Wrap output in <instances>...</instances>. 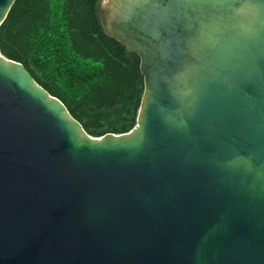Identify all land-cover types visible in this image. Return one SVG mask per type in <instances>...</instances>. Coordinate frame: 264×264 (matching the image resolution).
Returning a JSON list of instances; mask_svg holds the SVG:
<instances>
[{
    "label": "water",
    "instance_id": "1",
    "mask_svg": "<svg viewBox=\"0 0 264 264\" xmlns=\"http://www.w3.org/2000/svg\"><path fill=\"white\" fill-rule=\"evenodd\" d=\"M236 2L98 10L144 77L124 134L88 135L0 52V264H264V0L246 37ZM211 21L222 30L193 43Z\"/></svg>",
    "mask_w": 264,
    "mask_h": 264
},
{
    "label": "trees",
    "instance_id": "2",
    "mask_svg": "<svg viewBox=\"0 0 264 264\" xmlns=\"http://www.w3.org/2000/svg\"><path fill=\"white\" fill-rule=\"evenodd\" d=\"M99 2L15 0L0 25L1 54L21 63L93 137L130 132L144 94L140 58L104 31Z\"/></svg>",
    "mask_w": 264,
    "mask_h": 264
},
{
    "label": "clouds",
    "instance_id": "3",
    "mask_svg": "<svg viewBox=\"0 0 264 264\" xmlns=\"http://www.w3.org/2000/svg\"><path fill=\"white\" fill-rule=\"evenodd\" d=\"M259 10L255 7L253 0H237L231 9L230 26L237 34L249 36L255 34L260 20ZM221 29L220 21L201 23L197 35L192 37V42L207 43L214 39L217 31Z\"/></svg>",
    "mask_w": 264,
    "mask_h": 264
},
{
    "label": "rangeland",
    "instance_id": "4",
    "mask_svg": "<svg viewBox=\"0 0 264 264\" xmlns=\"http://www.w3.org/2000/svg\"><path fill=\"white\" fill-rule=\"evenodd\" d=\"M56 1H58V0H56ZM107 2H108V0H100V2L98 4V10L103 8L107 4ZM98 16H99V12H98ZM51 33H52L53 36H55L59 40L60 33H59V26H58V22L57 21L54 22V25H53ZM50 66H51V68H54V67H56V64L55 63H51Z\"/></svg>",
    "mask_w": 264,
    "mask_h": 264
}]
</instances>
